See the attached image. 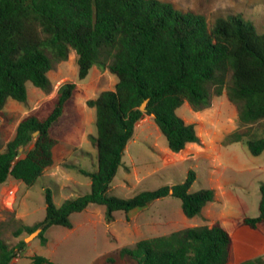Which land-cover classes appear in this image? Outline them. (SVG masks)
Here are the masks:
<instances>
[{
  "label": "trees",
  "instance_id": "16d2710c",
  "mask_svg": "<svg viewBox=\"0 0 264 264\" xmlns=\"http://www.w3.org/2000/svg\"><path fill=\"white\" fill-rule=\"evenodd\" d=\"M70 50L76 54L79 80L93 66L107 68L116 77L113 90L86 101L95 112V135L89 138L96 169L81 170L90 179L89 192L56 206L47 188L44 219L21 224L13 235L41 227L38 238L43 245L49 227L72 228L71 216L91 205L103 206L104 219L110 222L115 212L126 214L167 196L180 200L187 218L199 216L215 192L212 188L190 192L196 178L193 170L181 183L126 198L110 195V184L144 115L152 117L174 153L200 141L195 125L176 112L184 102L199 111L210 106L212 95L225 91L240 126L264 119V32L240 15L218 17L210 26L204 15L183 12L162 0H0V118L6 117L9 99L26 103L28 83L51 92L48 72L66 60ZM75 93V83L61 84L51 99L19 121L0 151V185L12 178L31 187L53 164L58 141L50 128ZM144 100L146 112L139 109ZM234 142H245L253 156L264 151V135L236 130L223 141ZM29 144L32 148L24 150ZM259 192L258 215L241 219L250 229L264 222L263 182ZM231 245L228 231L214 222L138 240L133 247L121 248L119 256L136 264H228ZM25 247L24 239L15 245L0 239V264H10ZM30 260L55 264L40 254ZM238 264H264V259L258 256Z\"/></svg>",
  "mask_w": 264,
  "mask_h": 264
},
{
  "label": "rangeland",
  "instance_id": "374dc122",
  "mask_svg": "<svg viewBox=\"0 0 264 264\" xmlns=\"http://www.w3.org/2000/svg\"><path fill=\"white\" fill-rule=\"evenodd\" d=\"M162 1L171 2L183 12L204 15L210 26L218 17L240 15L252 22L258 32H264V0ZM48 77L51 92L45 93L28 83L26 103H7L6 117L0 118L2 151L24 116L51 99L61 84H76V93L65 103L63 114L50 128L51 135L58 141L53 149V164L31 187L18 186L12 178L0 185V239L10 245L29 235L24 231L18 237L13 235L21 224L32 225L44 219L47 188L56 206L66 197L89 192L87 183L90 179L81 170L93 173L96 169V153L89 138L95 135V112L86 101L96 98L104 90H113L116 84V77L107 68L98 66H93L88 76L79 80L73 50L66 60L54 64ZM176 112L185 122L195 125L199 143H188L178 153L170 151L152 117L144 115L136 124L108 193L131 197L144 190L181 183L188 171L193 170L196 178L190 192L201 188H212L215 192L214 200L204 206L199 216H184L180 200L172 196L126 214L115 212L110 222L104 219L103 210L93 208L98 205H91L83 215H72L75 229L49 227L44 233L45 244L42 245L36 235L25 242L24 251L18 253L10 264H30L35 254L43 255L55 264H136L129 257L119 256L120 249L133 247L144 238L212 224L222 218L239 222L243 216H257L259 185L264 183V151L253 156L245 142L226 145L223 141L226 135L236 130L264 135V119L250 126H240L236 107L227 99L225 91L219 96L212 95L208 108L196 111L188 103H183ZM32 146L29 144L24 150ZM259 228L258 233L244 225L235 232L232 228L225 229L245 240L258 235L264 238V222ZM109 258L112 261H108ZM228 264H233V260L229 259Z\"/></svg>",
  "mask_w": 264,
  "mask_h": 264
},
{
  "label": "crops",
  "instance_id": "0c3cea01",
  "mask_svg": "<svg viewBox=\"0 0 264 264\" xmlns=\"http://www.w3.org/2000/svg\"><path fill=\"white\" fill-rule=\"evenodd\" d=\"M9 102L12 103V102H17V101L9 99L7 101V103H9ZM184 103H187V102H184ZM16 184H18V186L24 185L20 181H16ZM87 185L90 187V181L87 183ZM73 191L74 190H72L71 193H73ZM81 194H83V193H81ZM66 198H69V197H66ZM98 207H100V208H98ZM93 208L98 209V211H102L103 210V212H104V207L103 206H94ZM87 209L89 210L91 208H87ZM87 209L83 210L82 212H79V214L83 215V213H85V211ZM100 218L102 219V217H100ZM71 221H72V228H68V229H73L75 227L74 226L75 225V221L72 220V219H71ZM217 222H219L224 228H232V230H234L233 232L237 231L238 229H240V227H242L241 221H239V222H236L234 220L225 221L222 218V219H220V221H217ZM27 225H29V224H27ZM259 227H260V225H259ZM259 227L257 229H252V230H254L256 233H258V231H260ZM233 232L228 231V233L230 234L231 239H232L230 261L233 260V264H238V263H240L243 260L252 259V258H255V257H258V256H261L264 259V248H263V246H264V238H262L263 236L257 234L258 236L255 237V238H252V239H247L246 238L244 240L242 237H239L237 235L234 236Z\"/></svg>",
  "mask_w": 264,
  "mask_h": 264
},
{
  "label": "water",
  "instance_id": "95a60500",
  "mask_svg": "<svg viewBox=\"0 0 264 264\" xmlns=\"http://www.w3.org/2000/svg\"><path fill=\"white\" fill-rule=\"evenodd\" d=\"M147 101L148 100H144L142 102V104L140 105L139 109L142 111V112H146V104H147ZM38 132H35L34 135L36 136ZM40 228H37L35 229L33 232H31L27 237H25L24 241L27 242L29 241L30 239H32L33 237H35L36 235H38L40 233Z\"/></svg>",
  "mask_w": 264,
  "mask_h": 264
}]
</instances>
